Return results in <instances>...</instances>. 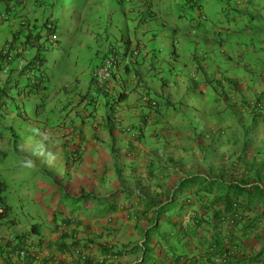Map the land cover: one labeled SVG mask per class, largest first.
<instances>
[{
    "label": "trees",
    "instance_id": "1",
    "mask_svg": "<svg viewBox=\"0 0 264 264\" xmlns=\"http://www.w3.org/2000/svg\"><path fill=\"white\" fill-rule=\"evenodd\" d=\"M148 2L155 14L161 12L165 16L167 24L172 22L177 26L173 29L174 33L190 34L193 27L200 24L205 26L209 21L215 20L221 26L220 30L224 35L216 36L215 41L219 49L223 48L232 54L227 57V61L231 64L235 63L236 70L231 74V80L227 81L228 87L215 93L214 102L206 110V116L209 118L203 119L204 126L197 124L198 117L191 116L195 118L192 129L185 139H181L182 141L178 142V134L172 135L169 132L162 138L159 137L162 132L169 131L171 126L165 118L166 115L183 117L184 111L180 105L183 101V93L187 94L186 96L194 93L190 86L192 76L189 75L188 81L181 82V75L185 77L183 70H188L191 66L185 62L186 56H182L179 61L162 66L163 83L169 84L170 88L175 90L162 93V98L159 100L154 97L145 98L144 108L147 115L141 117L142 123L146 124V116L162 106L161 129L155 127L156 123H151L149 128L144 129L145 131L142 128L136 130L139 134L135 135V141L138 144H148V152L141 153L137 149L130 148L129 153L135 157L133 160L105 166L104 169L94 167L86 171L95 175L94 191L89 187L81 186L79 193H75V186L69 189L71 186L69 170L78 168L82 175L83 171L85 173V168L81 166L83 156L81 150H71L74 140L78 139L75 134L77 127H73L71 122L65 125L59 121L66 111V107L63 109L62 101L58 100L59 109L55 106L51 107L52 110L46 120L41 121V126H45L47 122L53 123L50 130L57 133L70 129L68 135L60 136V144H57V133L53 136L50 130L43 133L45 128H42L41 135L30 136V128L28 126L23 128L26 122L23 119L25 112L17 107L15 123L4 128V124L0 122V132L8 133L11 137L8 140L11 149L7 150L9 146L6 140L2 146L5 150L0 151V218L26 220L29 216H33L36 223L32 224L30 229L35 235L40 236V223L47 220V209L53 208L51 222L57 226L53 232H57L58 229L65 231L61 234L59 243L54 244L53 253L72 254L78 248L77 258L73 264H116L120 257L131 254L137 256L135 264H144L150 256V247L153 244L158 247L155 256L159 264H195L193 255L175 249V245L184 237L185 229L182 226L185 221H189L195 228L204 226V229L211 233L210 250L205 253L208 264H238V262L233 263L237 261L239 253L237 244L233 243V246L225 249L221 247V242L232 241L235 229L241 230L242 233L253 232L257 223L264 218V146L260 144L252 155L245 156L247 144L244 146L243 143L247 135L240 126H238L239 132H236L237 120L231 123L230 118L236 119V114L241 111L247 113L255 122L264 119V90L258 95H253V98H245L241 95L243 87L244 90L249 91L258 87L264 88V0H145L146 4ZM20 4V0H15L9 11L15 13L22 6ZM48 22H44L40 28H43L47 34L52 30L55 32L58 21ZM48 25L51 28L48 29ZM13 36L18 39L14 44L15 56H21L27 61V65L20 70L19 76L23 73L40 71L42 66L45 67V55L49 43L43 40L41 35L31 34V37L26 39L24 46L30 50L27 52L17 51L20 48L21 36L19 33ZM190 40L193 39L183 38L179 47L189 48L192 44ZM5 43L6 41L3 44ZM4 51L8 52L6 48L0 50V64L6 60ZM173 54L174 52L169 51V55ZM155 55L158 57L161 53L155 51ZM13 63L14 65L9 66L4 72L9 73L14 70L12 68H16L17 62L14 60ZM206 63L205 61L203 65H207ZM109 72L108 80L101 87H96L92 79L91 89L86 94L87 98L94 99L99 96L108 98L109 85L113 78V71L109 70ZM43 83L45 84L44 79ZM180 83L185 88L183 92L178 89ZM41 85V83L38 85L28 83L24 86V96L29 98L38 95L36 91L40 90ZM3 94L4 91L1 90L0 98ZM174 105L178 108L175 109ZM35 110L37 111L38 108L35 107ZM156 118L157 114L154 115L155 122L158 121ZM20 130L23 134L17 137L16 134ZM71 133L74 134L73 137ZM23 138L39 144V150H46L44 147L48 144L59 145V155L61 153L66 156V160L61 163L62 165L58 163L59 167H55L51 172L50 167L46 165L49 161L48 156L42 157L47 154L36 155L37 157L33 158L36 161H34L35 169L33 168L35 171L28 170V166L33 165V161L25 158L27 153L19 147ZM160 152L162 154H159ZM126 157L129 158V154ZM20 168L22 172L26 171L27 178L30 176L33 183H36L40 189L46 190L48 197L38 199L36 202L38 194L28 187H26L27 191H23L22 198L19 196L20 190L17 193L11 192L12 182H15L12 178L17 176L15 174ZM59 170L63 171L62 175ZM120 199L126 203H123L119 210H122L120 212L125 214L126 219L133 222V228L138 229L139 243L132 247L126 245L119 247L114 244L102 246L99 249L102 257L100 261H94L95 259L78 253L81 246L73 239L74 233L71 228L80 225L79 221L75 220L81 215L104 218L113 214L118 211ZM189 211L192 215L188 214ZM159 231L162 232L160 236ZM261 238L264 239V234ZM14 240L12 249L18 250V254L22 253L25 249L24 238L16 237ZM46 249L52 250L50 247ZM225 252L228 254V259L222 263L217 259ZM263 252L264 248L257 255L258 260ZM248 259L244 258V260ZM48 262L49 259L44 261V264Z\"/></svg>",
    "mask_w": 264,
    "mask_h": 264
},
{
    "label": "crops",
    "instance_id": "2",
    "mask_svg": "<svg viewBox=\"0 0 264 264\" xmlns=\"http://www.w3.org/2000/svg\"><path fill=\"white\" fill-rule=\"evenodd\" d=\"M53 1L44 0L41 10L35 11L29 8L25 18L18 13L14 19L0 24L1 50L2 44L7 38H13L17 43L18 39L13 34L19 33L23 38L26 30L22 31L25 25V22L22 21L23 19L26 20L28 16L32 20L27 23L28 34L40 35L43 19L53 16L58 21L59 32L60 20L55 14L59 12L66 14L61 20L64 23L65 44L62 45L59 42L55 51L45 55V67L42 66L40 71L23 73L21 76H19L21 72L17 65L9 73H3L0 70V90L4 91L0 98V104L3 103L0 108V122L4 124V128L15 123L17 119L15 109L17 110L19 107L25 112L23 119L26 122L23 128L25 126L30 128V136L41 135L42 128H45L42 131L44 133L52 129L53 126L51 122L41 126V121L46 120L48 113L54 106L56 109L60 108L58 100H61L63 109L66 107V111L63 112L59 121L65 125L71 122L73 127H77L75 134H77L78 139L74 140L72 146L81 147L80 152L83 155L81 166L86 169L92 167L104 169L110 164H120L133 160L135 157L129 153L131 149H137L141 153L148 152V144H138L135 141V135L139 134L136 132L137 128L144 130L149 128L151 123H156L155 127L158 129L162 127L161 105L156 108L155 112H150L146 116V124L141 122V117L147 115L146 108H144L145 98L154 97L159 100L162 98L163 88H170L169 84L163 83L162 66L171 64V61L173 64L179 61L178 59L182 56H186L185 62L191 64L188 72L193 77L194 83V96L188 110L191 111L192 116L199 119L209 118L206 116V110L214 102L215 93L228 87L227 81L231 80V72L236 70V64L227 61V57L232 54L223 48L219 49L217 46L215 37L224 34L216 20L214 22L209 21L205 26L200 24L193 27L190 34L172 33L170 39L164 32L173 27L171 26L172 22L167 24L165 16L161 12L155 14L150 7V2L147 5L138 3L129 6L121 0H60L61 3L58 1L55 5ZM4 9L5 5L0 0V11H4ZM156 9L157 7H155ZM149 10L151 13L148 18L142 21L136 20L134 16L136 12L142 11L144 13ZM122 25L124 32L120 28ZM174 27L176 29L177 26L174 24ZM183 38L193 39L190 40L192 44L189 48L179 47ZM67 48L72 51V55L67 52ZM155 51L160 52L161 55L157 57ZM169 51L170 53L174 52V54L169 55ZM112 52L118 54L119 65L113 71L108 98H103V96L94 99L87 98L86 94L91 89L92 71L97 66V61L103 58L105 54ZM56 57L64 58L66 61L56 62ZM205 61L207 65H203ZM65 62L72 69L69 78L64 74L66 71L63 73L60 68V63L65 64ZM50 64L51 69L48 70ZM41 78L44 79L45 84L40 86L38 95L26 98L23 93L24 86L33 81L37 84ZM49 80L52 81V84ZM262 90L264 88L257 90L256 94L258 95ZM129 94L134 96L135 104H131V101L128 100ZM140 100L141 104L136 105ZM41 104L45 105L42 106ZM35 107L38 108L37 111ZM138 108H141L139 113ZM33 110L34 113H32ZM132 110L134 112L130 113ZM64 113L68 114L65 116ZM109 114L112 116V124H106L105 127L102 124L110 120ZM155 114H157L156 120L159 123L154 120ZM168 117V115L165 116L166 119ZM136 120L140 122L135 123ZM61 132L68 135L69 130ZM236 132L239 130L237 129ZM254 133L259 136L260 143L264 146V119L259 120ZM21 134H23L22 130L16 135L18 137ZM62 134L58 136H62ZM70 135L74 136L73 133ZM159 137L162 138V134ZM4 138H6L9 146L10 135L0 132V140ZM60 143V139H58L57 144ZM57 144L48 145L60 151ZM10 149L9 146L7 150ZM16 149L19 150V148ZM4 150L5 148L0 146V151ZM128 154L129 158L126 157ZM94 162H98V165ZM39 198L35 199L36 202ZM123 203L126 202H122L120 199L117 206L118 211L105 216L101 223L94 224L92 221L89 223L84 219L75 220L80 223L77 228L71 227L74 233L73 239L78 241L81 246L78 253L95 259L94 261H100L102 257L99 249L102 246L114 244L119 247L120 245L132 247L136 244V242L131 244L129 241L111 242L106 240L107 234H116L120 227L121 229L131 228L140 237L138 229H134V224L130 223L125 218V214L120 212L122 210L119 209ZM47 211L48 220L40 223V230L36 229V231H40V236L35 235V232L30 229V226L36 223L33 216H29L26 220L0 218V264H44L47 259H49L47 264L74 263L78 248L72 254L56 255L53 253L54 244L59 243L61 234L65 231L58 229L57 232H53V229L57 227L51 222L53 208L47 209ZM64 212L67 214L65 209ZM120 214H122L123 221H118ZM188 214L192 215V212L189 211ZM261 221L257 223L256 228L251 233H242L241 230L235 229L232 241L222 240V248L228 249L233 246V243L237 244L239 248L237 261H233V263L264 264V252L259 260L257 259V255L264 248V239L261 238L264 234V218ZM182 228L185 229L184 237L175 245V249L193 255L195 264H208V257L205 253L210 250L211 233L207 232L204 226L195 228L190 225L189 221H185ZM96 235L100 238L95 239ZM16 237H23L25 240V249L22 250L26 253L25 256H21L17 253L18 250L11 247L14 245ZM48 247L52 250H47ZM163 250L164 244L162 242ZM159 253L161 252L159 251ZM136 258L137 256L134 254L120 257L116 264H135ZM244 258L249 259L244 260Z\"/></svg>",
    "mask_w": 264,
    "mask_h": 264
},
{
    "label": "rangeland",
    "instance_id": "3",
    "mask_svg": "<svg viewBox=\"0 0 264 264\" xmlns=\"http://www.w3.org/2000/svg\"><path fill=\"white\" fill-rule=\"evenodd\" d=\"M29 3H28V6L23 14V17L25 18L27 15H26V12L29 11V6H31L32 8L34 7L33 6V1L31 0H28ZM24 11V9L20 10L19 8V13L21 14L22 12ZM66 14L65 13H62V12H59V13H56L55 16L59 18L60 20V25H59V42L64 45L65 44V32H64V23L61 21L63 20V16H65ZM30 19V20H29ZM30 23L31 18L28 16L25 20V25L24 27L22 28V31L25 30L26 26H27V23ZM171 26H173L172 28L170 29H167V31L164 32V34H167V36L171 39L172 38V33L173 32V29H175L174 27V23L171 24ZM122 32H124V28H123V25L120 27ZM164 48V47H163ZM57 48L54 49V51L56 50ZM68 49V48H67ZM164 49H167V48H164ZM67 52L72 55V51L71 50H67ZM56 62L57 61H60V60H65L64 58H61V57H56L55 58ZM66 61V60H65ZM98 62V61H97ZM171 64H172V61H171ZM60 68H61V71L64 73V71H66L64 74L65 76H67L69 78L70 74L72 73V69L69 68V65H67V62L64 63H60ZM190 68V67H189ZM51 69V64L48 66V70ZM189 70V69H188ZM188 70L184 69V76L181 75V82L183 80H187L189 79V72ZM56 71V70H55ZM166 72V71H165ZM174 74V73H173ZM191 77V76H190ZM162 78H163V75H162ZM65 79V78H63ZM172 80V79H171ZM170 80V81H171ZM50 81V84H52V81ZM190 86L193 88L194 90V83L193 81L190 82ZM190 88V89H192ZM260 88L262 87H258V88H254L252 91H249V90H244V87L242 88V96L245 97V98H253V95L256 94L257 90H259ZM179 90L181 89L182 92H183V89L185 91V88L183 85H181L180 83V87L178 88ZM171 90H175L173 88H163V91L162 93L165 92L168 93V91H171ZM118 94V92H117ZM191 96H186L187 94L182 95V99L183 101H181L180 105L182 106L183 108V111H184V115L183 117L181 115H177V116H173V117H168L167 122L172 126L169 127V131H166V132H162V136H165L168 132L172 135L174 134H178L177 135V140L178 142L179 141H182L181 139H185L188 135H189V131L192 129V124L194 123V119L195 118H192L191 119V116L193 115L191 113V111H189V107L191 106V102H192V98L194 96V94H191L189 93ZM134 96L132 94H129L128 95V100L131 101V104H135L134 101ZM116 101V100H115ZM130 104V105H131ZM141 104V100L136 104V105H140ZM128 105V106H130ZM174 108L177 109L178 106L177 105H174ZM138 113L141 111V108H138ZM134 112L133 110L130 111V113ZM32 113H34V110L32 111ZM65 116L68 114V113H64ZM100 114V113H98ZM31 115V114H30ZM109 116H111V114H109ZM188 118V119H186ZM135 120V118H134ZM237 120V129L239 130V127H243L245 132L244 134L247 135V138L244 140V143L243 145L245 146V144H247V147L245 148V156L248 154V156L252 155V152L255 150V148L257 146H259L261 143H260V139H259V136L256 135L254 133V130L255 128L257 127L258 123H259V120L257 122L253 121L252 120V117H249V115L247 113H242L241 111H239V113L236 114V119L234 117H232V120L230 118V122L232 123L233 121H236ZM136 122H140L138 120L135 121ZM255 122V123H254ZM103 123V122H102ZM101 123V124H102ZM106 124H112V116L110 117V120L108 121H105V123H103L102 125H104L106 127ZM167 124V125H169ZM197 124H199L200 126H204V120L203 119H198V122ZM9 126V125H8ZM191 127V128H188V127ZM91 127V126H89ZM88 127V128H89ZM117 127L116 123H115V128ZM171 128V129H170ZM65 130H69L70 132V129H65ZM64 130V131H65ZM68 132V134H69ZM50 133L51 136L55 135L57 132H55L54 130H50ZM59 134H62V132H58L56 135V138L57 139H60V136H58ZM75 137H77L75 135ZM165 138V137H164ZM168 138V137H166ZM61 139H63L61 137ZM22 143L21 145H19V147L23 148L22 151L24 150L27 154H25V158H29L31 159V161H33V165H29L28 166V170H34L35 169V160H33L34 157H37L36 155H44V154H47L45 156H42L43 158H46L48 156V159L49 161L48 164H46L49 168V170H51V172L54 171L55 167H59L58 163L60 165H62L61 163L64 162L66 160V156H64L63 154L60 153L59 155V152L60 151H57L55 148L53 149L52 146L50 145H46L44 149L42 150H39V144H36L30 140H27L25 138L21 139ZM6 143V138H4L3 140L1 139L0 140V146H3L4 144ZM2 144V145H1ZM69 148H71V145L69 146ZM81 148V147H80ZM78 147H76L75 145L72 146L71 150H74V149H80ZM60 150V149H59ZM160 151H161V147H160ZM159 154H162V152H160ZM24 156V155H23ZM52 156V158H51ZM247 156V157H248ZM35 161V162H34ZM12 162V161H10ZM95 164L98 165V162H94ZM111 166V164H110ZM83 167V166H82ZM34 168V169H33ZM94 167L92 168H85V173L84 171L82 172L83 174L81 175L78 168H73V169H70L69 170V173H70V178H71V186H69V189H72L73 186H75L76 190L75 193H79L78 190H81L79 189L81 186L87 188L89 187L90 189H93V186L95 184V175H91L89 173H86V171L88 172L90 169H93ZM35 171V170H34ZM59 173L62 175L63 171L62 170H59ZM17 176L13 177L12 180H14L15 182L13 183L12 182V185H11V192L14 193V192H18L20 190V198H22V193L23 191H27L26 190V187L34 190L36 192V194H38V198L41 199V198H44V197H48L47 193H46V190H42L40 189L36 183H33V179L29 176L28 178L26 177V171H23L22 172V168H20V170L15 174ZM142 175V173L140 174V176ZM56 178H58V176L55 175ZM82 178V179H81ZM48 188V187H47ZM73 191V192H74ZM74 194V193H73ZM76 195V194H74ZM8 200V199H7ZM88 212V211H87ZM78 219H84L86 220L87 222H94V224H97V223H101V221H104V218H94V217H91V216H84V215H81L78 217ZM47 220H48V217H47ZM98 220V222H97ZM118 221H123V217H122V214L118 215ZM130 222V221H129ZM131 223V222H130ZM133 223V222H132ZM81 229H83L81 227ZM162 230V229H161ZM155 233V231H153ZM162 232L159 231V236ZM135 230H132L131 228L129 229H126V228H123L119 229V231L114 234V233H109L106 235V240H109L111 242H123V241H129L131 244L133 242H136L138 243L140 241V237L138 236V234H136ZM96 238H100L99 236H95V239ZM155 240H157V238H154ZM150 256L148 257V259L145 261L144 264H155L157 263L156 262V256H155V253L158 252V247L157 245L153 244V246L150 247ZM136 254V253H135ZM160 260V258L158 259V261ZM159 264V263H157Z\"/></svg>",
    "mask_w": 264,
    "mask_h": 264
},
{
    "label": "clouds",
    "instance_id": "4",
    "mask_svg": "<svg viewBox=\"0 0 264 264\" xmlns=\"http://www.w3.org/2000/svg\"><path fill=\"white\" fill-rule=\"evenodd\" d=\"M31 1H33V6L34 7L32 8L30 6L29 7L30 10L38 11V10H41L42 9L44 0H31ZM58 1L61 3L60 0H56V1H54L53 4L54 5L57 4ZM121 1L124 4L129 5V6H133V5H136L138 3L147 5L145 3V0H121ZM133 1H134V3H132ZM2 3L5 5V9H4V11H0V16H3V18L0 20V24L5 23V22H8V21L14 19L16 17V15L19 13V10H17L15 13H12V12L9 11V8L11 7V5L15 3V0H2ZM20 3L22 4V6L20 7V10L24 9V11H25L26 8H27V6H28L29 1L28 0H20ZM150 13H151L150 10L149 11H146L144 13H142V11H140V12H136L134 14V16H135L136 20L142 21L143 19L148 18L149 15H150ZM19 15H22L23 16L22 13L21 14L19 13ZM53 20H56V19L53 16H50V17H48L46 19H43L42 24L44 22H46V21H49L48 23H50ZM22 22H25V19H23ZM57 24H58V22H57ZM27 29L28 28L26 26V28H25L26 34L24 36H22L23 38H21V40H20V43H19L20 48H18V50H17L18 52L19 51H23V50L26 51V52H27V50L30 51L29 49L25 48V46H24V43H25L26 39L28 37H31V34H32V33H29L28 34ZM52 31L49 34H47L43 30V28H41L40 35L43 37L42 39L43 40H46L49 43V48H48L47 53H52L54 51V49L55 48H58V46H59V37H58L59 32H58V27L55 29V32H52ZM52 35L55 37V40L53 42L50 41V39H51L50 37ZM5 41H6V43L5 44H2L1 49L2 48H6L8 50V52H5L4 51L5 56H6V60H4V62H2L0 64V68L3 69L2 70L3 73H6V72H4V70H6L9 66H11L12 64H14L13 61L15 60V62H17L18 69L21 70L24 66L27 65V61H25L24 58L21 57V56H15V54H14V47H15V45L14 44L16 42H15V40L13 38H7ZM2 54H3V51H2ZM118 58L119 57H118V54L116 52H112V53L107 54V55L105 54L103 58H100L99 61H98L97 66L92 71V79H93L94 71L96 69H98L99 67L103 66L104 64H106L107 62H110L111 63L110 64V67H109L110 70L114 71L115 69H117L118 68V65H119ZM232 73L233 72H231V74ZM28 83H29V85H35L36 84L35 81L28 82ZM40 83L43 84V79L42 78L39 80V82L37 83V85L40 84ZM93 83H94V81H93ZM28 87H32V86H28ZM28 89H30V88H28ZM38 91H36V92H38ZM91 95H93V94H91ZM1 106H3V103L0 104V108H1ZM22 253H23V255H21V256H25L26 253L25 252H22Z\"/></svg>",
    "mask_w": 264,
    "mask_h": 264
},
{
    "label": "built area",
    "instance_id": "5",
    "mask_svg": "<svg viewBox=\"0 0 264 264\" xmlns=\"http://www.w3.org/2000/svg\"><path fill=\"white\" fill-rule=\"evenodd\" d=\"M3 18V16H0V20ZM47 28H51L49 25L47 26ZM50 41L53 42L55 40V37L52 35L50 37ZM110 62H107L106 64H104L103 66L99 67L98 69H96L94 71L93 74V79H94V83L96 87H101L103 85H105V82L108 80L109 76H110V72H109V67H110ZM20 255H23V253H21ZM228 254H226V252L223 254V256L217 260H221L222 263H225L227 261Z\"/></svg>",
    "mask_w": 264,
    "mask_h": 264
}]
</instances>
